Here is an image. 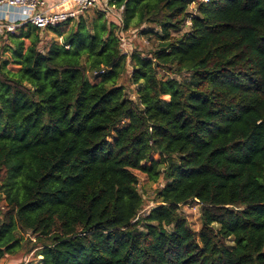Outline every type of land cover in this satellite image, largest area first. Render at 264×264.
Segmentation results:
<instances>
[{
    "label": "trees",
    "instance_id": "1",
    "mask_svg": "<svg viewBox=\"0 0 264 264\" xmlns=\"http://www.w3.org/2000/svg\"><path fill=\"white\" fill-rule=\"evenodd\" d=\"M103 5L118 23L86 11L52 28L62 42L8 31L0 259L264 264V0ZM133 30L158 44L124 52ZM129 68L137 99L119 82ZM139 172L165 182L144 215ZM193 201L199 230L180 209Z\"/></svg>",
    "mask_w": 264,
    "mask_h": 264
},
{
    "label": "rangeland",
    "instance_id": "2",
    "mask_svg": "<svg viewBox=\"0 0 264 264\" xmlns=\"http://www.w3.org/2000/svg\"><path fill=\"white\" fill-rule=\"evenodd\" d=\"M95 10H104L106 12L107 18L114 20L115 22L118 23V20H119L118 16L120 14L119 12L115 10L111 11L105 5H103L102 3H99L96 7L88 10L87 14H90V17L93 18L94 16L93 12ZM75 22L76 21L71 22L70 24L62 23V27H60L61 31L64 34H67L70 30H72V28L75 25ZM7 24L8 22L0 19V54L5 45L12 43L11 40L9 39V33L5 28V25ZM20 26H23V25H19L17 27H20ZM14 33L18 35L19 34L18 29H16ZM120 35H121L122 47H123L124 52L126 53H130L135 47H137L139 50L143 51L144 53H147L148 50L156 47V45L158 44L155 37L148 35V34L144 35L139 30H133V31H128V32L121 31ZM42 39H43V42L41 46H44L47 42H50V41L62 42V37L55 34V32H53L52 29H47V30L42 31ZM10 67L12 69L18 68L17 66H14V65H10ZM159 73H161V71H159ZM129 74H130V68H129L128 73L123 75L119 82L125 85V88H126L125 91L129 97L133 99H137V85L131 83L128 80ZM167 98L169 99V96ZM138 175L140 178V183H139L140 192L145 194L146 196V203H145L143 210L141 211V215H144L150 211L152 206H154V201H153L154 191L157 188L163 187L165 182L162 176L157 182H154L148 179L143 173L139 172ZM4 205H5V200L0 197V207H3ZM180 209L187 216L191 227L194 230H199L202 226L201 205L198 202L193 201L189 204L182 205ZM42 258H43L42 256H39L38 259H34L32 255L21 256V254L15 255V256L7 255L0 259V264H37L40 260H42Z\"/></svg>",
    "mask_w": 264,
    "mask_h": 264
},
{
    "label": "built area",
    "instance_id": "3",
    "mask_svg": "<svg viewBox=\"0 0 264 264\" xmlns=\"http://www.w3.org/2000/svg\"><path fill=\"white\" fill-rule=\"evenodd\" d=\"M106 0H58L49 7L47 0H0V7L20 9L25 17L9 22L5 28L15 32L19 25L32 24L40 30L52 29L62 23L76 20L79 15L96 7Z\"/></svg>",
    "mask_w": 264,
    "mask_h": 264
},
{
    "label": "crops",
    "instance_id": "4",
    "mask_svg": "<svg viewBox=\"0 0 264 264\" xmlns=\"http://www.w3.org/2000/svg\"><path fill=\"white\" fill-rule=\"evenodd\" d=\"M57 2L58 0H47L49 7L54 6ZM25 14L27 13L20 9H13L6 6L0 7V19L8 23L24 18Z\"/></svg>",
    "mask_w": 264,
    "mask_h": 264
}]
</instances>
